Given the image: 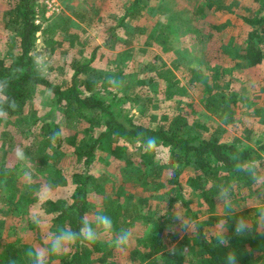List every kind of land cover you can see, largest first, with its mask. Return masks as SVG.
Wrapping results in <instances>:
<instances>
[{
    "label": "trees",
    "instance_id": "obj_1",
    "mask_svg": "<svg viewBox=\"0 0 264 264\" xmlns=\"http://www.w3.org/2000/svg\"><path fill=\"white\" fill-rule=\"evenodd\" d=\"M7 2L9 7L4 12L3 21L8 36L0 49V80L8 79L6 95L15 99L17 107L14 110L8 108L7 117L0 118V142L2 141L6 151L15 153L13 134L6 126L10 123L20 125L27 122L32 126L33 140L41 143L42 147H52L56 156L63 154L61 150L69 146L74 149L77 157L72 172L74 191L69 198L59 201L41 200L37 197L36 193L41 189L39 180L30 183L29 192L20 193L19 188L11 190L21 180L24 171L19 165L4 170L5 178L0 179V206L7 200L21 197L20 202L13 201L14 206L19 208L26 202V206L37 204V209L44 212L45 218H40L45 223L40 226L29 218V229L34 242L46 248V233L55 232L62 226L78 231L81 218L85 215L90 219L96 214L112 217L115 224L113 232L122 227L126 228L130 222L143 216L146 218L148 230L144 233L145 239L140 247L134 249L132 264H168L161 258L166 254L170 256L167 250L181 239V233L187 226L190 228L181 239V245L191 247L186 254L190 255L193 264H226L225 258L230 250L236 251L238 264H252L255 252L264 255V226L259 228L258 215L246 234L237 235L235 221L244 216L245 211H233L228 214L218 211V204L223 202L218 199L220 185L230 186L232 205L256 195L259 207L264 206V130L255 135L254 129L245 127V138L236 135L230 138L216 136L213 130L209 132L204 123L190 119L189 114L195 112L197 107L193 102L186 103L190 108L189 113L177 110L173 116L165 110H157L161 106L153 107V100L148 98L143 99L147 106L144 105L139 113L130 111L126 107L128 96L120 92H113L112 96L105 94L107 86L102 83L104 78L98 76L100 71L96 65L101 57L100 44L96 45L91 53L84 50L79 52L69 64L66 74L60 77V81H52L46 72L40 74L34 68V59L39 57L35 52L37 33L42 31L44 39L50 36L41 24L48 19L44 0ZM251 3L252 5L241 3L238 8L234 7L233 3H228V8H220V11L215 13L218 18L212 14L217 19V24L212 25L213 30L222 28L227 32L226 40L216 48V52L220 54L217 61L212 63L209 51L204 49L201 56L196 58V66L190 64L185 68L183 62L176 63L180 77L187 81L190 87L194 88L198 84L211 85L216 90L222 84L221 76L224 77V82H229L228 86L232 88L229 89V96L224 93L219 95L214 91L215 94L206 93L201 97L206 110L217 115L225 123H237L235 116L238 103L242 100L238 94L241 93L240 89H233L236 80L228 74L229 66L243 67L247 64L250 67L261 66L264 70V0H252ZM208 9L210 11L211 3L206 1L197 2L193 9L187 10L185 15L188 16L184 17L185 19L180 16L183 12H178L176 21L179 20L180 29L184 34L190 29L185 20L189 18L192 21L195 15L202 16ZM77 15L81 20L86 19L83 13ZM152 18H155V21L148 27ZM115 19L116 26L109 30L111 36L103 42L107 47L123 40L119 37V30L131 28L147 31L145 43L158 46L164 53L176 48L172 22L157 18L154 7L149 6L145 0H132ZM229 20L231 22H228ZM69 22L71 19H68ZM133 24L137 27H129ZM71 26L70 29L79 25ZM211 34L213 36V33ZM190 58L188 56L186 61L190 62ZM214 66L217 68L212 70ZM156 67L148 79H140L139 82L153 84L163 81L169 93L167 96L171 98L173 88L180 85L182 79H179L178 73L166 63ZM18 69L22 71H17ZM105 78L109 79L111 76L106 74ZM43 88L53 94L51 112H60L61 116L59 119L43 121L39 130H35L39 120L32 113V117L30 116L29 109L37 90ZM181 88L177 90L188 94V91H182ZM61 129L64 132L63 138L53 144L49 137L54 131ZM218 130L219 126L216 128V131ZM141 133L157 137V155H148L142 151L137 142ZM245 139L250 143L245 142ZM37 145L34 148L31 146V149L36 150ZM127 152H134L139 163L134 166L136 182L149 186L155 184L154 189L148 188L152 191L151 196H155V189H159L160 192L162 190L161 198H170L165 208H159L158 203L152 212L142 215V206L147 198L141 202L121 203L118 199L125 192L123 187L117 191L116 197L105 195L101 209L92 205L90 192L100 183V178L96 175L97 164L108 162L112 156L122 158ZM234 155H238L242 163L251 160L258 162L256 173L261 178L260 183L247 171L236 170ZM166 172L169 175L165 177ZM195 197H198L199 202L194 205ZM7 204H4V210L7 209ZM174 207H178L182 212V220L176 216ZM228 210L232 211V206L228 207ZM203 215L209 218L208 222L211 224H222L218 233L207 234L201 221ZM3 222L4 218L0 217V223ZM178 224H181L180 231L176 229ZM223 233L229 241L228 247L219 245ZM4 245L6 249L0 250V264L9 259L8 253L15 250L11 241ZM99 250L101 247H98L96 242L77 243L66 254L49 255V264H95L88 255ZM28 251L35 249L26 244L20 247L23 257L21 264H31L26 255ZM103 252L108 256L109 248H104ZM186 254L184 252L180 255V260L181 256Z\"/></svg>",
    "mask_w": 264,
    "mask_h": 264
},
{
    "label": "rangeland",
    "instance_id": "obj_2",
    "mask_svg": "<svg viewBox=\"0 0 264 264\" xmlns=\"http://www.w3.org/2000/svg\"><path fill=\"white\" fill-rule=\"evenodd\" d=\"M8 0H0V49L8 36V32L3 21L5 10L8 9ZM210 2L211 9L205 11V14L195 15L193 20H185V24L190 26V33L184 32L180 29L181 24L179 20L176 21V15L178 12H183L180 16L185 19L187 10H191L195 7L196 3ZM252 0H145V2L154 7L157 14V18L172 22L174 32V44L175 49L170 52H162L156 45H147L145 43L147 39V31H137L128 28L126 30H119V37L123 40L118 41L112 47L104 45V40L111 36L110 29L116 26L115 16H119L126 4H130L132 0H44V6L46 8V16L48 19L41 24L43 29H47L50 34L48 39H44V34L39 31L36 36V49L35 52L39 57L43 58V61L47 65L46 73L52 81H60V77L66 74L69 64L72 59L81 51L91 53L92 49L96 45H101L100 60L97 62V66L100 72L98 76L104 78V85L107 86L106 95H111L113 92H120L129 99L126 103V107L134 112L139 113L140 109L146 105L143 99L148 98L153 100V107L160 105L161 108L157 110H165L170 116L177 113V110H182L184 113H189L190 108L186 103L193 102L196 107V111L192 112L190 119L204 123L207 126L209 132L214 131L216 136L230 138L234 135L245 138L246 128L250 127L254 129L255 135L260 134L264 130V70L261 66H229L228 74H231L233 80V89H240L238 92L242 100L238 103L236 116L237 123H225L222 122L217 115H214L206 110L201 97L206 93L222 95L223 93L230 94L229 82H224V77L221 76L220 84L216 90L211 85L198 84L196 87H190L187 81L182 79L181 74L176 70V63L183 62V67H187L192 64L196 66V58L201 56L204 49L208 50L209 57L212 63L217 61L220 56L216 52L222 41L226 40V30L220 28L213 30L212 25L217 24V15L220 8H228L229 4H234L237 7L241 4H251ZM210 8V7H209ZM82 10V11H81ZM81 11V12H80ZM259 12V11H258ZM78 13L86 15L85 20H81L78 17ZM215 15L216 18L212 16ZM68 19L71 22L68 23ZM155 21V18L151 19L148 27ZM228 22H231L229 20ZM79 25L70 29L71 25ZM71 26V27H70ZM137 27L135 24L129 25V27ZM70 27V28H69ZM151 28V27H150ZM70 29V31H69ZM213 33V36L212 34ZM191 57L190 62L186 61V58ZM250 62V61H247ZM166 63L168 66L174 69L178 73V77L181 80L180 85H176L172 90V97L167 96V87L165 82L159 81L157 83L139 82L140 79H148L151 72L156 69V66H161ZM156 67V68H155ZM217 67H212V70ZM63 69V70H62ZM181 69V68H180ZM183 69V68H182ZM263 70V71H262ZM262 71V72H261ZM117 73V74H116ZM109 74L113 80V83H109V79L105 78V75ZM118 82V83H117ZM115 84V86H113ZM228 87L227 89L225 87ZM183 87V88H181ZM181 88L182 91H188V94H183L177 89ZM169 90V89H168ZM229 90V91H228ZM205 92V93H204ZM222 93V94H221ZM104 94V95H105ZM107 95V96H108ZM53 94L46 89H38L31 102L29 113L38 118V122L35 126V130H39L41 123L51 118L59 119L60 112L56 114L51 112L52 109ZM32 117V116H31ZM240 118V119H239ZM88 125V124H87ZM219 126V130L216 128ZM12 136L14 137V150L18 148L23 149L27 159L20 161L15 157V153L11 150L5 149L0 142V179L5 178L4 170L13 166H20L23 169L21 180L17 182L14 188H19L18 192H29V185L32 181H40V188L47 189L48 195L45 199H54L55 201L67 199L74 191L75 185L72 181V172L77 163V157L74 149L65 146L63 154L54 155L52 147H42L41 143L33 140V131L30 124L23 122L20 125L15 123L7 124ZM223 129H222V128ZM221 129V130H220ZM22 131V132H21ZM68 131H66L67 133ZM208 132V131H207ZM67 135L66 138H68ZM245 142H249L245 139ZM36 143V144H35ZM250 143V142H249ZM30 144V145H28ZM38 144V145H37ZM28 145L27 148L25 147ZM34 150L33 148L36 147ZM31 146L33 148L31 149ZM135 152V151H134ZM134 152H127L122 158H115L112 156L108 162H99L97 164L96 175L100 178V183L96 184V188L90 192V201L93 206H97L101 209L102 201L105 195L117 196V191L120 187L125 189V192L118 201L121 203L128 202H141L145 199V203L142 206V215H146L148 212H152L157 204L159 208H165L170 201V198L165 196L163 198L159 189L156 191L155 196H151V190L148 188H155V184L152 186L145 183L136 182L134 166H138L139 163L136 160ZM132 153V154H131ZM135 163H132V161ZM105 161V160H104ZM40 169V171H39ZM149 170V169H147ZM28 173V175H25ZM168 172L165 173V177L168 176ZM148 180V179H147ZM7 193H5L6 197ZM19 195V193H18ZM14 194L12 195L13 198ZM150 199L148 200V198ZM162 199V200H161ZM21 197L7 200V209L4 210L3 203L0 206V217L4 218V222L0 223V250H5V243L12 242L15 250L8 253L9 259L3 264H10V261L14 260L16 264H21L22 254L20 247L23 244L31 245L33 248H43L39 243L34 242L33 236L29 229V223L34 220V215H39L41 218H45L44 212L37 209V204L29 206L26 203H22L19 208L14 206L13 201L20 202ZM161 200V202H160ZM194 205L199 202L198 197L194 198ZM258 199L256 195H251L246 198V201L241 200L239 203L232 205V211L228 210L223 202L218 204L219 213H232L233 211H245L244 218L250 224L255 222L256 209L259 207L257 203ZM17 209V210H15ZM180 220L183 219L182 212L178 207H174V212ZM95 213V212H94ZM28 215V216H26ZM32 218L29 221V218ZM258 217V216H257ZM201 221L204 225L205 231L208 235L212 233H218L222 224L209 223V218L206 215L201 217ZM129 222V221H128ZM180 225H177V230L180 231ZM264 224H259V228H262ZM123 228V227H122ZM190 227H186L182 231L181 239L184 234L188 232ZM132 231V240L129 245L123 248L114 247L111 241L115 238L116 232L105 233L103 230L98 231V239L96 244L101 247V250L94 251L88 255L89 259L93 260L95 264H132L134 249L140 247L141 242L145 239L144 233L147 232L146 218L143 216L124 228ZM173 230V229H172ZM119 231V230H118ZM117 231V232H118ZM168 232V231H166ZM31 234V235H30ZM166 234V233H165ZM20 239V240H19ZM181 239L174 245H171L167 250L170 256H162V260L168 262V264H193L191 262L189 252L191 247H185L181 245ZM85 246V245H83ZM89 246V245H88ZM90 247V246H89ZM109 248V255L106 256L103 252L104 248ZM184 248V249H183ZM181 260H180V255ZM2 264V263H1ZM252 264H264V255L254 253Z\"/></svg>",
    "mask_w": 264,
    "mask_h": 264
},
{
    "label": "clouds",
    "instance_id": "obj_3",
    "mask_svg": "<svg viewBox=\"0 0 264 264\" xmlns=\"http://www.w3.org/2000/svg\"><path fill=\"white\" fill-rule=\"evenodd\" d=\"M35 70L43 74L47 70V65L44 63L42 57H36L34 59ZM17 71H22L18 69ZM109 83H113L112 78H109ZM118 83V82H117ZM8 79L0 80V118H6L8 115L7 109H15L17 103L15 99L6 95V89L8 87ZM63 129L59 131H54L49 140L55 144L58 140L63 138ZM137 142L141 145L142 151L148 155H157L159 144L158 139L155 136H147L141 133L137 137ZM15 157L24 161L27 159L23 149L18 148L15 151ZM235 161V168L237 171H247L253 179L260 183L261 178L257 176L256 169L258 167V162L251 160L248 162H240L238 155L233 156ZM28 175V173H25ZM231 188L230 186L220 185L219 186V197L218 199L223 201L225 206L231 207ZM37 197L40 199H45L48 195L47 189L41 188L39 192L36 193ZM258 221L264 224V206H260L257 210ZM34 223L38 226L45 223L39 215L34 217ZM103 230L105 233H111L115 230V224L112 217L105 214H96L93 218H89L87 215L83 216L80 221V227L78 231H73L67 226L58 227L55 232H48L45 234V240L47 242L46 248H39L35 251H28L26 253L31 264H49V255H62L66 254L69 249L76 245L77 243H95L98 239V231ZM250 229V224L243 216H240L235 221V233L237 235H244ZM225 233V230H224ZM223 233V238L220 239L219 245L228 247L229 241L225 238ZM132 231L129 229L121 228L116 232L115 238L111 241V244L117 248H123L132 240ZM226 264H238V256L235 250L228 251L226 255ZM10 264H16L14 260L10 261Z\"/></svg>",
    "mask_w": 264,
    "mask_h": 264
},
{
    "label": "crops",
    "instance_id": "obj_4",
    "mask_svg": "<svg viewBox=\"0 0 264 264\" xmlns=\"http://www.w3.org/2000/svg\"><path fill=\"white\" fill-rule=\"evenodd\" d=\"M256 216H257V213H256Z\"/></svg>",
    "mask_w": 264,
    "mask_h": 264
}]
</instances>
